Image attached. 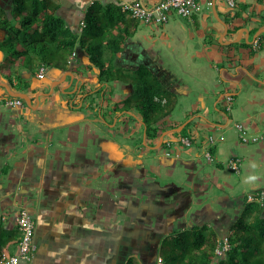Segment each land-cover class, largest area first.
I'll use <instances>...</instances> for the list:
<instances>
[{
  "label": "crops",
  "instance_id": "crops-1",
  "mask_svg": "<svg viewBox=\"0 0 264 264\" xmlns=\"http://www.w3.org/2000/svg\"><path fill=\"white\" fill-rule=\"evenodd\" d=\"M54 1L65 27L80 35V23L96 0ZM140 1L154 6L160 0ZM213 1L211 10L191 18L172 13L164 24L139 22L121 52H105L106 62L125 78L101 81L88 52L79 49L69 56L66 70L45 67L44 77L47 68L55 73L52 80L73 75L62 83L73 79L81 88L71 105L62 104L61 97L44 107L33 102L37 115L26 104L0 106V259L18 251L21 208L36 222L37 250L29 264H127L131 256L150 264L162 241L177 230L206 226L218 241L229 236L234 221L244 215L247 195L264 190V143H243L236 127L243 124L250 135L264 129V0H241L235 9ZM12 2L0 0V20L5 13L18 27ZM203 26L204 44L215 43L207 45V54H201L193 32ZM8 36L0 22V81L10 83L11 76L14 86L37 100L40 68L33 74L31 67L20 68L21 61L12 67L13 58L1 46ZM162 37L169 41L167 50ZM141 65L177 101L154 137L136 110L116 111L133 95L130 77ZM83 67L96 72L87 75ZM17 69L28 88L16 79ZM41 83L47 90L51 82ZM98 85L102 107L96 123L83 111L86 95ZM7 95L0 86V97ZM182 137H190L192 144L185 145ZM233 158L242 160L240 173L229 167ZM177 173H185L191 183L176 180ZM250 176L257 179L249 181ZM194 190L201 191L198 204Z\"/></svg>",
  "mask_w": 264,
  "mask_h": 264
},
{
  "label": "trees",
  "instance_id": "trees-1",
  "mask_svg": "<svg viewBox=\"0 0 264 264\" xmlns=\"http://www.w3.org/2000/svg\"><path fill=\"white\" fill-rule=\"evenodd\" d=\"M12 3V15L19 26H13L5 13L0 20L9 32L1 46L8 59L13 58L12 67L17 68V61H21L20 68L31 67L33 74L35 68L43 65L63 71L68 68L69 56L79 49L88 52L91 64L99 69L101 81L125 78L113 70V63L106 62L105 52L112 56L121 52L140 21L123 12L118 3L105 5L100 0L94 1L87 9L86 26L80 35L65 27L57 16L58 5L54 0H13ZM113 30L117 33H112ZM18 69L16 79L28 88L30 84ZM130 79L135 85L134 93L122 102L121 108L117 104L116 111L136 110L144 119L148 135L157 136L158 124L177 105L174 94L145 65ZM9 80L14 86L11 76ZM250 214L252 220L248 221ZM176 232L162 241L161 253L156 252L150 264H158L159 256L162 264H264V208L259 203H247L244 215L234 221L228 237L230 250L222 256L215 254L219 241L208 227L183 228ZM127 264L143 263L131 256Z\"/></svg>",
  "mask_w": 264,
  "mask_h": 264
},
{
  "label": "built area",
  "instance_id": "built-area-1",
  "mask_svg": "<svg viewBox=\"0 0 264 264\" xmlns=\"http://www.w3.org/2000/svg\"><path fill=\"white\" fill-rule=\"evenodd\" d=\"M222 1H224L230 9H235L241 0ZM213 5V0H160L154 6H147L140 0L132 2L124 1L120 4L123 12L127 13L131 18L145 24L167 23L172 13H176L184 18H191L194 14L201 13L205 10H211ZM85 26L86 23L83 20L79 27L80 33H82ZM76 55L77 52L73 51L72 56L75 57ZM45 70V66H42L37 77L40 79L44 78ZM227 102L231 103L232 97L229 96ZM24 105L25 102L22 98L12 97L9 94L0 97V106L19 108ZM227 109L230 110L231 106L227 107ZM236 127L239 132L240 140L243 143H264V129L260 134L250 135L243 124L237 123ZM181 141L188 146L192 144L190 137H182ZM241 164L242 160L240 158H233L229 162V167L233 172L240 173ZM247 202L259 203L264 208V190H258L248 194ZM16 221L20 235L17 248L18 251L16 254L2 256L0 264H29L37 250V245L35 243L36 222L33 217L25 208H21L18 211ZM228 237L219 241L215 249V254L217 256H222L225 252L230 250ZM157 263L162 264V258L160 256Z\"/></svg>",
  "mask_w": 264,
  "mask_h": 264
},
{
  "label": "rangeland",
  "instance_id": "rangeland-1",
  "mask_svg": "<svg viewBox=\"0 0 264 264\" xmlns=\"http://www.w3.org/2000/svg\"><path fill=\"white\" fill-rule=\"evenodd\" d=\"M146 31H149V30H146ZM193 32H195V36L197 37V39H198V42L196 43V46L198 47V49L202 52L201 54H203V51H204V54H207V50H206V48H207V45H209V46H211V47H213L214 46V44L215 43H213L212 41L209 43V44H204V39H205V37H207V35H206V30L204 29V26L200 29V30H193ZM208 39V38H207ZM209 40V39H208ZM148 41V40H147ZM197 41V40H196ZM158 43L159 44H161V42L160 41H158ZM162 45L165 47V49L167 50L168 48L167 47H169V41H167L164 37H162ZM198 43H199V45H198ZM209 56L211 57V55L209 54V55H206V57L207 58H209ZM213 56H214V54H213ZM212 58V57H211ZM206 67H208V66H206ZM209 67L210 68H212L213 66H212V63H211V61H210V64H209ZM39 68V67H38ZM37 68V69H38ZM41 68V67H40ZM36 69V70H37ZM26 71V70H25ZM81 71L83 72V73H86L87 75H92V74H95V72H96V69H94V68H92V70L91 71H89V70H87V69H84V67L81 69ZM212 73H213V75H215V74H217V72L216 71H214V70H212ZM53 75H55V73H53L52 71H51V69H49V68H47V71H46V77H44V78H39V79H37L35 82L37 83H35V91L36 92H43V93H45V92H49L50 91V88H51V86H52V83L54 82V81H56V80H61V78L63 77H58V78H54V80H52V76ZM57 77V76H56ZM42 79H44V80H42ZM51 82L50 83V86L48 87V89L46 90L45 88H44V84L43 83H41V82ZM101 86V85H100ZM100 86L98 85V86H95L94 88H93V91L92 92H94V94H89V96H87L86 95V97H87V101H86V103H85V105H84V107H85V112L83 111V115H85V116H90L91 117V120L92 121H95L96 123H98L97 121H100V119H101V116H100V110H101V107H102V103H101V97H99V98H97V95H96V92H99L100 90H99V88H100ZM45 89V90H44ZM62 90V85H58V86H56V88H55V90L53 91V93H52V95L51 96H40L39 98H40V106L42 107H44L46 104H49V100L50 99H52V98H60L61 97V99H62V104H64V105H67V104H70L71 105V103L72 102H75V96H69V95H62V94H60L61 91ZM102 93V92H101ZM58 94V95H57ZM35 97H36V95H35ZM32 98H34V96L32 95ZM24 100V99H23ZM34 100V99H33ZM24 102H25V104H26V108L30 111V112H33V114H35V115H37L36 114V111H34L33 109H32V107H30L27 103H26V101L24 100ZM33 102H35L36 103V105H37V100L35 99ZM76 104H77V102H76ZM79 105H80V103H79ZM68 106V105H67ZM230 106H232V104L231 103H228L227 102V107H230ZM139 141V140H138ZM168 174H173L172 172H170L169 173V171H168ZM161 176L162 177H168V176H166L164 173H162L161 174ZM169 177H170V175H169ZM174 177H177L178 179H176V180H178V181H180L181 183H185L186 182V184H188V183H191V180H190V178L189 179H187V176H185V173H181V174H176ZM203 177H205V175L203 176ZM210 177V176H209ZM185 184V185H186ZM206 187H208V185H206ZM258 187H261V185H258ZM191 189H195V187L193 186ZM199 192H201V191H198L197 192V190H194L193 191V193H192V197H193V200L195 201V203H197L198 204V200H197V198L199 197V195H198V193ZM203 195H204V193H202ZM1 207V206H0ZM160 253H161V250H160Z\"/></svg>",
  "mask_w": 264,
  "mask_h": 264
},
{
  "label": "water",
  "instance_id": "water-1",
  "mask_svg": "<svg viewBox=\"0 0 264 264\" xmlns=\"http://www.w3.org/2000/svg\"><path fill=\"white\" fill-rule=\"evenodd\" d=\"M260 31L262 32L263 30H260ZM255 38L256 37H254V39ZM68 74L73 78V75H71L70 72H68L65 75L64 80H62V79L61 80H56L55 82H53V84H52L49 92H45V93L42 92L40 95L41 96H51L52 93H53V91L55 90L56 86L63 85L62 83H64L67 80ZM73 83L74 82H73V79H72V80H70V83L67 86H62V90L60 91L61 92L60 94H62V95H69V96H72V97L75 96V95H77V94H79L81 92V88H79V84L78 83H74V85H73ZM0 86L2 88H5L10 96L22 98V99H24L26 101V103L30 107H33V98L29 95V93H27L25 91H16L14 89V86L11 85L8 82H1L0 81ZM40 95H38V97H37V105L38 106L40 105V101H39L40 100V98H39ZM87 96H89V94H87ZM184 126H185V124H183L180 128L175 129V131L180 132L183 129ZM163 139H164V137L161 138V141H163ZM160 147H161V144L156 149L159 151L160 150Z\"/></svg>",
  "mask_w": 264,
  "mask_h": 264
},
{
  "label": "clouds",
  "instance_id": "clouds-1",
  "mask_svg": "<svg viewBox=\"0 0 264 264\" xmlns=\"http://www.w3.org/2000/svg\"><path fill=\"white\" fill-rule=\"evenodd\" d=\"M256 179H257L256 176H250V177H248V180H249V181H255Z\"/></svg>",
  "mask_w": 264,
  "mask_h": 264
},
{
  "label": "flooded vegetation",
  "instance_id": "flooded-vegetation-1",
  "mask_svg": "<svg viewBox=\"0 0 264 264\" xmlns=\"http://www.w3.org/2000/svg\"><path fill=\"white\" fill-rule=\"evenodd\" d=\"M15 90H16V91H20V90H21V88L19 87L18 84L16 85ZM156 241H157V240H155V242H156Z\"/></svg>",
  "mask_w": 264,
  "mask_h": 264
},
{
  "label": "bare ground",
  "instance_id": "bare-ground-1",
  "mask_svg": "<svg viewBox=\"0 0 264 264\" xmlns=\"http://www.w3.org/2000/svg\"><path fill=\"white\" fill-rule=\"evenodd\" d=\"M178 134V133H177Z\"/></svg>",
  "mask_w": 264,
  "mask_h": 264
}]
</instances>
